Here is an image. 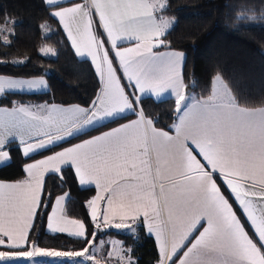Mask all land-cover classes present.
<instances>
[{
    "label": "snow or ice",
    "instance_id": "snow-or-ice-1",
    "mask_svg": "<svg viewBox=\"0 0 264 264\" xmlns=\"http://www.w3.org/2000/svg\"><path fill=\"white\" fill-rule=\"evenodd\" d=\"M45 3L76 53L91 58L101 88L88 107L18 102L11 109L0 107V167L11 164L10 137L29 158L87 135L101 122L126 120L129 114L137 118L26 164L24 180L0 183V264H18L21 258L38 264L37 257H83L88 264H101L93 260L106 243H94L99 232L126 230L136 239L134 225L155 236L157 264H264V107L241 106L219 74L207 96L185 94V53L154 50L169 47L171 21L157 15L167 10V0ZM7 23L0 33L11 34ZM0 40L10 44L7 36ZM125 41L134 46L123 47ZM37 86L47 87L44 79L0 76V95ZM168 89L175 95L176 116L165 131L141 103L145 93L160 96ZM62 165L74 167L80 185L94 184L98 190L87 201L91 227L57 217L67 193L56 199L51 215L46 212L44 174L62 180ZM41 213L53 233L66 232L92 251L37 246L29 232ZM107 243L115 264H136L131 248Z\"/></svg>",
    "mask_w": 264,
    "mask_h": 264
},
{
    "label": "trees",
    "instance_id": "trees-1",
    "mask_svg": "<svg viewBox=\"0 0 264 264\" xmlns=\"http://www.w3.org/2000/svg\"><path fill=\"white\" fill-rule=\"evenodd\" d=\"M167 4V10L157 15L172 20L166 36L169 47L159 50L185 53V93L198 98L207 96L213 78L219 74L241 106L264 107V0H168ZM50 11L44 0H0V25L8 21L6 27L12 30L11 34L0 33L10 41L5 45L0 40V75L45 76L49 83V91L44 93L4 94L0 104L11 106L13 102L48 101L88 107L99 93L101 85L94 65L90 60L77 56L61 26L49 16ZM252 16L255 19L246 18ZM42 25L46 28L42 29ZM44 46L52 47L54 54H42ZM141 106L147 117L158 121L156 127L169 130L176 116L174 97L161 101L143 97ZM132 118L134 115L115 123L107 122L89 130L87 135L72 137L70 142L68 140L32 158L18 159L14 156L9 166L0 167V180H24L27 178L24 171L26 162L52 154ZM16 149L18 147L12 148L11 153ZM62 175V180L53 174L47 178L44 197V202L49 205L47 214H50L54 200L67 193L65 215L85 221L86 226L91 227L87 201L96 196V188L82 187L72 167L63 168ZM135 227L136 239L127 232L102 229L94 242L107 237L121 238L125 247L132 249L136 264H157L159 252L154 237L144 226ZM29 236L32 242L44 249L80 251L88 247L83 240L68 234L50 233L44 213L35 221ZM28 246L30 248L31 244Z\"/></svg>",
    "mask_w": 264,
    "mask_h": 264
},
{
    "label": "crops",
    "instance_id": "crops-1",
    "mask_svg": "<svg viewBox=\"0 0 264 264\" xmlns=\"http://www.w3.org/2000/svg\"><path fill=\"white\" fill-rule=\"evenodd\" d=\"M45 1V0H44ZM66 34V33H65ZM71 43V42H70ZM134 46V42L133 43H129V42H123V47H133ZM73 47V46H72ZM73 49H74V51H75V48L73 47ZM155 51H161V52H166V51H169V50H159V49H154ZM75 53H76V51H75ZM77 54V53H76ZM77 56L79 57V58H81V59H85L84 57H81V56H79L78 54H77ZM88 60H90L91 61V58L90 57H88L87 58ZM119 74V73H118ZM0 76H5V77H9V78H13V79H24V80H39V79H44L45 80V82H46V85H47V87H40V86H37L36 88H34L33 90H31V91H29V90H24V91H19V90H16V91H13V92H10V93H44V92H47V91H49V83H48V80H47V78L45 77V76H36V77H17V76H6V75H0ZM126 82V81H125ZM7 94V93H6ZM186 94V93H185ZM186 95H188V96H191V95H193V94H186ZM1 96L2 95H0V98H1ZM143 97H152V98H154L155 100H158V101H161V100H164V99H167V98H171V97H174L175 98V95L172 93V91H171V89H168L167 91H165V92H163V93H161L160 94V96H156L155 94H153V93H151V92H148V93H145L144 94V96ZM198 98V97H197ZM19 103V102H18ZM19 104H21V103H19ZM56 105V106H58V107H64V108H69V107H72V106H81V107H85V106H82V105H79V104H70V105H63V104H59V103H55V102H48V101H41V102H33V103H28V104H23V105H33V106H35V105H46V106H50V105ZM0 107H3V108H8V109H11L12 107H13V104L11 105V106H9V105H2V104H0ZM130 115V114H129ZM137 117L136 116H134V118H132V119H130V120H134V119H136ZM130 120H127V121H125V122H123V123H127L128 121H130ZM105 123H107V121H104V122H101V124H98L96 127H98V126H100V125H103V124H105ZM123 123H121V124H123ZM120 125V124H119ZM119 125H117V126H114V127H112V128H115V127H118ZM112 128H110V129H108V130H106V131H109V130H111ZM164 130V129H163ZM106 131H104V132H106ZM165 131H168V130H165ZM101 133H99V134H97V135H100ZM175 134V132H174V130H172V131H170V135H174ZM96 136V135H95ZM91 138V137H90ZM11 141H12V143H10L9 145H8V147L9 148H14V147H18V149H16L15 151H13L12 153H10L11 154V156H12V160H13V157L15 156V157H17L18 159H28V158H25L23 155H22V146H20L19 145V140L18 139H15V138H12V137H10L9 138ZM71 138H69V140H70ZM87 139H89V138H87ZM66 141H68V140H65V141H63V142H61L60 144H62V143H64V142H66ZM82 141H80V142H78V143H81ZM75 144H77V143H75ZM72 145H74V144H72ZM72 145H68V146H66V147H64V148H67V147H71ZM61 150H63V148H61L60 150H58V151H61ZM47 150H44V151H41V152H39V153H36V154H33V155H31L29 158H32V157H34V156H36V155H39V154H41V153H44V152H46ZM52 154H54V153H52ZM52 154H49V155H52ZM49 155H44V156H42V157H39V158H35V159H33V160H30V161H28V162H26L25 163V166H26V164H28V163H34L35 161H37V160H40V159H44V158H46L47 156H49ZM12 162V161H11ZM62 167V169L63 168H65V167H71V166H69V165H62L61 166ZM73 168V170L75 171V169H74V167H72ZM52 173H45L44 174V192L42 193V199L44 200V197H45V193H46V181H47V178L51 175ZM16 182H18V181H3V180H0V183H16ZM82 186V185H81ZM82 187H95V185L94 184H89V185H83ZM96 191L98 192V190L96 189ZM97 192H96V195H97ZM62 195H64V194H62ZM61 196V195H60ZM59 197V196H58ZM57 197V198H58ZM56 198V199H57ZM56 199L54 200V203H53V206H52V208L53 207H55V201H56ZM67 200H68V195L66 196V198H65V200H64V202L62 203V205H61V209L62 210H58L57 211V217L58 218H60V217H66L67 219H72V218H69V217H67L66 215H65V212H64V210H65V206H66V203H67ZM104 207V204H103V202H101V209ZM51 212H52V209H51ZM51 212H50V214L49 215H51ZM136 225H134L133 227L136 229V227H135ZM69 227H71V226H69ZM146 228V227H145ZM47 230L50 232V233H53L50 229H48V227H47ZM146 231H147V229H146ZM30 232H31V230H30ZM30 232H29V234H30ZM65 234H68V233H66L65 232ZM152 237H154V239H155V236L154 235H151ZM156 241V240H155ZM156 247H157V250H158V245H157V243H156ZM158 252H159V250H158Z\"/></svg>",
    "mask_w": 264,
    "mask_h": 264
},
{
    "label": "rangeland",
    "instance_id": "rangeland-1",
    "mask_svg": "<svg viewBox=\"0 0 264 264\" xmlns=\"http://www.w3.org/2000/svg\"><path fill=\"white\" fill-rule=\"evenodd\" d=\"M167 3H168V0H167ZM167 19H169V18H167ZM169 20L172 22L171 19H169ZM45 47L46 48H49V49H52V47H50V46H44L43 48H45ZM43 48H41V49H43ZM42 54H44V53L42 52ZM53 54L54 53H53V49H52L51 52H49L48 54H44V55H53ZM112 229H115V228H112ZM117 231H119V232H127L126 230H117ZM100 241H104L106 243H104L103 248H101L99 251H96L95 252V255L93 257V260H100L101 261V264H115V257L109 258L108 255H107L108 252L112 251V245L110 243H107V241H120V242H122L123 246L125 247L123 240L121 238H117V237L116 238L107 237V238L101 239ZM100 241L98 243H96V244H99ZM88 248H89V251L91 252L92 251L91 245H88ZM48 250H52V249H48ZM56 251H59V250H56ZM88 254L89 253H85V256H87ZM76 259H79L80 262H81V264H88V262H86L83 257H81V258L37 257V258H35V260L38 262V264H72V262L74 260H76ZM26 261H27V258H21L18 261V264H26Z\"/></svg>",
    "mask_w": 264,
    "mask_h": 264
},
{
    "label": "water",
    "instance_id": "water-1",
    "mask_svg": "<svg viewBox=\"0 0 264 264\" xmlns=\"http://www.w3.org/2000/svg\"><path fill=\"white\" fill-rule=\"evenodd\" d=\"M47 75L49 74V73H46Z\"/></svg>",
    "mask_w": 264,
    "mask_h": 264
}]
</instances>
